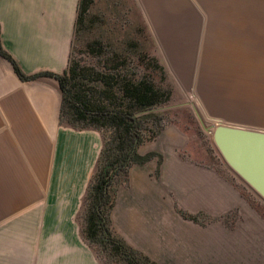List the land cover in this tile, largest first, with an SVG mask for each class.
Returning a JSON list of instances; mask_svg holds the SVG:
<instances>
[{"label":"crops","instance_id":"0c3cea01","mask_svg":"<svg viewBox=\"0 0 264 264\" xmlns=\"http://www.w3.org/2000/svg\"><path fill=\"white\" fill-rule=\"evenodd\" d=\"M139 3L167 66L208 114L264 132V0ZM77 5L0 0L3 48L27 76L67 69ZM61 99L56 79L23 81L0 55V264H100L77 217L102 138L60 124ZM180 149L167 130L138 147L161 156L159 176L157 158L130 168L110 214L116 235L158 264H264L260 220L234 231L178 214L218 217L236 205L231 186Z\"/></svg>","mask_w":264,"mask_h":264},{"label":"trees","instance_id":"16d2710c","mask_svg":"<svg viewBox=\"0 0 264 264\" xmlns=\"http://www.w3.org/2000/svg\"><path fill=\"white\" fill-rule=\"evenodd\" d=\"M92 2L78 0L68 66L62 74L27 76L4 50L1 25L0 55L12 63L23 81L41 76L56 79L62 94L60 124L101 134L100 156L78 214L82 217L81 237L100 264H158L113 233L110 214L118 188L128 186L129 170L133 165L158 158L155 176H159L161 156L157 153L140 155L137 150L163 130L162 115L147 111L169 102L172 91L154 79L155 72L164 74L157 58L145 51L139 40L127 35L119 40L104 31L102 40L94 39L86 45L93 63H80L76 47L86 30ZM148 133L151 134L149 138ZM179 212L185 219L198 220L197 216Z\"/></svg>","mask_w":264,"mask_h":264},{"label":"rangeland","instance_id":"374dc122","mask_svg":"<svg viewBox=\"0 0 264 264\" xmlns=\"http://www.w3.org/2000/svg\"><path fill=\"white\" fill-rule=\"evenodd\" d=\"M104 31L119 40L126 35L139 40L144 45V50L157 58L164 74L155 72L154 79L172 91L169 102L152 109L153 113H159L163 117L161 133L167 130L180 138L182 149L177 152L178 155L191 159L198 166L214 169L234 191L236 205L224 215L213 217L199 213L192 216H197L199 224L216 225L217 221H223L224 225L234 231L236 225L239 230H246V221L260 220L264 225V201L227 167L214 144L213 130L219 118L209 115L196 91L185 90L169 69L139 0H93L87 13L86 30L76 47V57L80 63H93L87 55L86 45L89 41L100 39ZM152 131H155L154 127ZM161 133L155 138L150 133L146 134L147 138L151 136L147 142L155 141ZM176 211L181 216L179 211L182 210L176 208ZM78 222L81 225L82 217L78 216ZM112 231L116 235L113 228ZM261 231L264 235L263 227Z\"/></svg>","mask_w":264,"mask_h":264},{"label":"water","instance_id":"95a60500","mask_svg":"<svg viewBox=\"0 0 264 264\" xmlns=\"http://www.w3.org/2000/svg\"><path fill=\"white\" fill-rule=\"evenodd\" d=\"M213 141L228 167L264 201V132L218 122Z\"/></svg>","mask_w":264,"mask_h":264},{"label":"bare ground","instance_id":"6f19581e","mask_svg":"<svg viewBox=\"0 0 264 264\" xmlns=\"http://www.w3.org/2000/svg\"><path fill=\"white\" fill-rule=\"evenodd\" d=\"M217 123H218V122H217ZM217 123H216V124H217Z\"/></svg>","mask_w":264,"mask_h":264}]
</instances>
